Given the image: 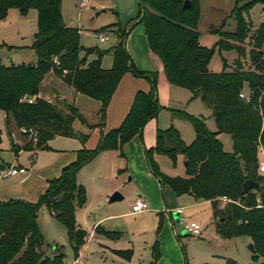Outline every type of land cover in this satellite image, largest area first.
Wrapping results in <instances>:
<instances>
[{
  "label": "trees",
  "instance_id": "trees-1",
  "mask_svg": "<svg viewBox=\"0 0 264 264\" xmlns=\"http://www.w3.org/2000/svg\"><path fill=\"white\" fill-rule=\"evenodd\" d=\"M139 0L136 22L145 28L149 48L161 60L167 81L188 89L192 98L198 97L212 111L215 130H210L202 116L175 111L191 124L195 136L185 143L179 131L172 125L158 128L155 144L144 148V156L150 172L162 186L169 185L176 195L190 194L196 199L211 203L214 230L224 239L247 237L253 246L254 263L264 258V212L256 207L259 195L264 203V175L258 171L261 151L264 152V59L261 49L264 39V24L255 33L256 45L250 49L252 68L245 69L239 59L233 67L212 73L208 63L215 46L220 49H235L239 56L244 53L235 43L248 37L249 24L244 14L262 0H234L231 15L235 20L234 30L220 32L219 40L212 46L199 41V0ZM10 8L22 15L29 9L37 11V30L32 48L37 55L35 64H4L0 57V110L5 113L7 131L10 127L25 126L37 131L36 140L21 147L11 142L15 153L18 150H46L48 141L55 136L77 138L84 142L86 135L73 128L75 119L85 123L78 110L67 102L64 106L53 104L37 96L39 85L48 72L62 79L76 92L100 101L99 115L105 117L106 107L121 77L126 72L144 78L149 83L148 91H137L130 108L121 123L103 134L93 149L81 148L76 159L66 165L59 177L48 182L47 189L35 202L21 199L0 201V264H66L63 246L55 245L50 257L41 251L44 238L37 223V212L45 206L52 217L62 224L67 233L73 257L77 258L85 243L87 231L76 224V206L84 205L86 191L77 183L78 170L96 155L105 150H118L134 135L141 139L146 122L155 118L161 109L157 96V74L136 68L125 46L128 31L119 32V41L105 50L93 48L96 57L86 61L88 52L81 56L84 47L80 44L79 28L65 25L61 12V0H0V19ZM112 24L102 27L104 30ZM223 36V38H222ZM227 41L235 42L230 45ZM111 53L109 68L101 66L104 54ZM247 88V90H245ZM245 92L248 99L239 96ZM23 95L34 96L32 103L22 101ZM226 133L231 139V150L225 151L218 138ZM1 140V138H0ZM167 156L173 165L178 155L184 158V174L169 176L161 171L154 154ZM0 156V170L8 168ZM247 179L258 183L257 188L243 192L242 184ZM223 201V202H222ZM159 221L157 229L160 227ZM95 231L109 238L118 237L117 231H105L96 226ZM125 258L132 251L119 250ZM152 259L156 264L160 257L159 242L151 246ZM226 264H237L226 259ZM184 264L187 263L184 257Z\"/></svg>",
  "mask_w": 264,
  "mask_h": 264
},
{
  "label": "rangeland",
  "instance_id": "rangeland-1",
  "mask_svg": "<svg viewBox=\"0 0 264 264\" xmlns=\"http://www.w3.org/2000/svg\"><path fill=\"white\" fill-rule=\"evenodd\" d=\"M77 1H75L76 6L73 0H69V2L66 1L64 13L66 14L65 19H67V21H69L71 17H74L76 21H78L77 16L80 14V42L84 47L82 50L83 54L86 53L87 48L92 47L105 50L118 42L119 32L124 31L122 29L119 32L110 33L109 40L105 42H101L96 36L97 30H100L110 23L117 22L118 18L113 7L114 3L124 10L127 5L133 2L134 15L137 14V0H89V3L91 1L92 5L91 10L77 8ZM246 1L248 0L241 1L238 3V6ZM211 2L214 6H217L219 10H212ZM101 5H105L107 8L103 11ZM232 6L233 0H202V8L198 23V32L200 34L199 41L202 45L212 47L220 38L219 34L209 31L210 26L211 28L220 30V32L234 30L235 20L230 11ZM244 16L249 24L248 37L239 44L227 41L230 45L235 43L240 49H244V53L239 56L235 49L219 50V48L215 46L214 52L208 63V70L210 72H220L223 69V62L226 63V70H229L233 67L237 59L241 61L245 69L252 68L250 49L256 45L254 35L259 29L258 27L264 24V0L254 4ZM121 25L127 28H144L142 22H136L134 19L123 20ZM36 30V9H29L25 15H22L16 8L9 9L5 19H0V57L2 61L4 63H10L11 60L13 64L35 63L37 55L32 48V43L35 38ZM104 30H108V28ZM261 49L264 54V39ZM105 58H107L109 62L111 61V56ZM106 62L104 61L105 65H107ZM153 71L155 72L156 70ZM46 82L47 78H45L42 84L40 82L39 87L45 86ZM245 90H247V88H245ZM158 95V103L162 109L158 112L161 125L165 123L168 125L171 124L180 132L183 141L190 142L194 137V130L189 121L180 114H175V111H183L193 116H202L205 119L207 127L212 131L215 130L212 111L198 97L192 98V94L188 89L171 85L170 91L163 88L158 90L157 85V96ZM63 103V101L58 100L57 105L62 107L65 105ZM163 106L168 107V109ZM0 130V155L5 161H13L15 159V152L11 146L5 124V113L2 110H0ZM17 130V128H13V132H16L15 139L22 146L28 142L29 138L25 135L19 136ZM218 138L223 145V149L225 151H230L231 139L229 135L226 133H219ZM261 152L264 154L263 151ZM29 156L30 153L28 150H25L20 154L18 161L25 164L29 161ZM160 163H162L161 165L164 167H167L170 165V160L168 157L163 156L160 157ZM121 175L122 177L118 180L112 177V179L106 180L104 183L105 185L103 188H107L106 186L115 183L118 185L108 196L105 197L103 189L100 188L102 191L100 192L98 187H91L87 208L81 210L78 208L76 224L81 228L89 232L96 224L100 225V227L105 230L117 231L119 233L116 238L105 237L103 234L98 235L97 238L94 239L89 238L87 247L83 251L86 264H147L151 260V246L155 239H158L161 248V245H163L165 252L163 264H175L179 259L183 262L184 257H186L188 264H224V260L226 259H234L239 264L254 263L251 259V252L248 249V245L250 244L249 239L247 237H234L229 240L221 241V239H219L220 237L215 234L213 226L210 223L209 208L205 205H200L199 208L192 209V213V210H190V215L187 214L188 219H196V221L202 225L203 230L199 236L186 234L178 221L174 223L175 235L173 236L169 229L167 230L163 227V224L157 229L158 220L155 216L156 214L150 211L138 214L131 213L130 208L133 201V195H131V193L135 192L133 188L134 182L128 179L131 177L129 173L124 175L122 170ZM122 181L123 183L120 185ZM164 186L166 189L170 190L169 185ZM115 191H119L124 198L118 201L108 202L109 196ZM77 207L80 206H76V208ZM45 212L46 213L41 212L39 214L40 223L44 231V242L41 251H43L46 256L51 257L55 253L54 246L60 245L63 246L66 261H72L73 252L69 245L65 227L56 220L50 218L47 215V210ZM50 224H53L54 227L50 226ZM176 235H178V239L175 237ZM126 249L132 250L129 260L124 259L117 253L119 250ZM263 260L264 258H259L255 263L262 262Z\"/></svg>",
  "mask_w": 264,
  "mask_h": 264
},
{
  "label": "crops",
  "instance_id": "crops-1",
  "mask_svg": "<svg viewBox=\"0 0 264 264\" xmlns=\"http://www.w3.org/2000/svg\"><path fill=\"white\" fill-rule=\"evenodd\" d=\"M66 1L69 2V0H61V12H62L63 21L67 26L79 28V32L81 34V29L79 27L80 14H78L77 16L78 21H76L74 17H71L69 21L65 19L66 14L64 13V5ZM75 1L77 0H73L74 5L76 3ZM137 1L139 2V0ZM138 2H137V13H138ZM199 4H200V13H201L202 0H199ZM233 6H234V0H233ZM101 7L103 8V11L107 8L105 5H101ZM113 7L115 9V13L118 18L117 22L110 23L112 25L111 27H108V30H97L96 33L102 31L108 34L109 36L110 33H116L117 28L127 30L128 34L125 39V46L136 68L142 71L156 70L155 72H157L158 90H161L163 88L166 89L167 91H170V87L173 84L167 81L160 58L149 48L147 40L145 38L146 36L145 28H127L126 26L121 25L123 20H127V19L132 20L135 19V17L137 16V14L134 15L135 11H134L133 2L127 5L124 10L119 8L115 3ZM83 8L87 10H91L92 8L91 1L90 3H88L86 7ZM232 8H230V11ZM211 9L219 10V8L217 6H214L212 2H211ZM87 52L88 54L86 56V61H90L96 57V53L93 50L92 51L87 50ZM80 55L81 56L84 55L83 51H81ZM109 56H111L110 62L109 60H107V58H105ZM104 61L105 62L107 61L106 62L107 65H105ZM10 63L8 62L4 64L7 65ZM111 64H112L111 53L109 52L104 54L101 59V66L103 68H109ZM45 78H47L46 85L39 87V92L37 96L56 105L58 100L72 104L78 110V112L83 116L85 120V123H82L80 120L75 119L72 124L73 128L75 131L80 132L86 135L87 137L85 141L82 142L77 138L55 136L48 141V145L50 147L49 149L28 150V152L30 153L29 156L30 158L29 161L26 162L25 164L18 161L20 154L23 151H25L21 148L18 150L17 153L14 154L15 159L13 161L10 162L5 161L1 157L3 162L9 164L8 168L20 167V168H24V171L17 172L15 174L0 173V201H7L10 199H21L27 202H35L39 198V196L47 189L48 182L52 179L59 177L62 169L76 159V152L79 149L95 148L98 141L100 140V137L103 134L117 127L121 123V121L127 114L130 105L133 101L134 95L137 91L141 90L146 92L149 90V83L146 79L134 76L131 72L124 73V75L121 77L116 89L114 90L109 100V103L105 111V117L102 120L101 116L98 113L101 104L99 100L88 97L82 93L76 92L73 89V87L65 84L61 78L55 76L51 72H48L43 77V79L41 80V84L45 80ZM158 101H159V95H158ZM164 108L168 109V107H164ZM169 125L166 123L161 125V121L158 114L155 118H152L146 122V124L142 128L141 139L139 138L138 135H134L128 142L124 144L122 148L124 153L123 156L119 154L118 150H105L100 152L98 155H96V157H94L91 161L84 164L76 174V181L77 183L82 184L84 186L86 191V201L84 205L77 207L75 209V219L77 218L76 214L78 213V208L80 210L87 208V202H88L89 192L91 191V187H95V188L98 187L100 192H102L101 189H103L104 191L103 194H105V197L108 196V194L112 192L115 188H117L118 185L117 183H115L113 185L106 186L107 188H103L105 185L104 183L106 182V180L112 179V177L113 179L114 178L117 180L120 179L122 177L121 172L123 170L124 175L129 173L131 177H129L128 179L134 182L133 188L135 192L131 193V195H133L132 196L133 201L131 204L139 201L140 198H144L149 206V208L146 211H150L151 213L156 214L155 216L157 217L158 223L159 221H161L163 227L171 231V235L173 236L175 235L174 223L175 221H178V218L174 210L178 207H181L183 209V216L187 220H192L197 222L196 219L195 220L188 219L187 217L193 212L192 209L199 208L200 205H205L206 207L209 208V219L214 229V223L212 219V208L210 201L196 199L192 195L187 193L176 195L171 188L170 190H168L165 188V186H162L159 180L156 177H154L150 172V169L147 165L144 156V148H149L154 146L156 130L158 128L165 129ZM13 128L14 126L12 125L10 128V132L7 131V133L10 141L15 143L16 146L19 148L21 147L19 142L15 138H12L10 135V133L13 131ZM19 136L22 135L19 134ZM190 142H185V143H190ZM163 156L165 155L157 154V153L154 154V159L158 163L162 172H164L169 176L184 174V164H183L184 158L182 155L177 156L175 165H173L171 160L169 159L170 165H168L167 167H164L163 165H161L162 163H160V157ZM122 183L123 181L120 183V185ZM123 198L124 197H122V199ZM44 209L47 210V215L53 220H55L45 206H42L38 210L37 223L43 238H44V233H43L44 231L42 229V224L40 223L39 214L41 212L46 213L45 212L46 210ZM167 210H169V212ZM190 210H192L191 213L189 212ZM130 212H131V208H130ZM109 216H116V215H109ZM95 225L91 228L89 232L87 231L85 243L81 246L78 257L77 258L73 257L72 261H66L65 258L67 264H86L84 261L83 251L87 247V242L89 238L94 239L97 238L98 235L102 234L95 231V227L96 226L100 227V225H96V226ZM50 226H53V224H50ZM105 231H110V230H105ZM215 234H217L216 231ZM104 236L107 237L106 235ZM217 236L219 235L217 234ZM175 237L178 239V235H176ZM219 239H221V241L229 240L221 237ZM161 246L162 248L160 247L159 244L160 257L156 264H163V261L165 260V252L163 249V245ZM151 259H152V255H151ZM234 261L237 264H239L236 260ZM252 263L250 262L248 264H252ZM175 264H184V258H183V262L181 261V259H179L175 262ZM224 264H226L225 260H224Z\"/></svg>",
  "mask_w": 264,
  "mask_h": 264
},
{
  "label": "built area",
  "instance_id": "built-area-1",
  "mask_svg": "<svg viewBox=\"0 0 264 264\" xmlns=\"http://www.w3.org/2000/svg\"><path fill=\"white\" fill-rule=\"evenodd\" d=\"M77 7L79 9L86 7L89 3V0H78L77 1ZM97 38L101 42H105L109 39L108 34L105 32L99 31L96 33ZM240 97L248 99L247 95L245 92H241L239 94ZM35 97L31 95H23L21 98L22 101L32 103L34 101ZM17 132L21 135L27 136L29 139L28 141L36 140L37 138V131L33 130L32 128H28L25 126H21L17 128ZM12 138H15L16 132H11L10 133ZM24 168H15V167H9L7 169L0 170V173L3 174H15L17 172H23ZM258 171L260 174L264 175V154L262 153V156L260 157L258 161ZM256 207L261 208L264 212V203L261 200V197L258 195L256 198ZM149 208L147 201L144 198H140L139 201L133 203L131 205V212L138 214L142 213L143 211H146ZM169 212V210H167ZM174 212L177 214L178 222L182 225L183 231L186 234L192 235V236H199L202 232V226L195 221H188L184 216H183V209L181 207H178L174 210Z\"/></svg>",
  "mask_w": 264,
  "mask_h": 264
},
{
  "label": "water",
  "instance_id": "water-1",
  "mask_svg": "<svg viewBox=\"0 0 264 264\" xmlns=\"http://www.w3.org/2000/svg\"><path fill=\"white\" fill-rule=\"evenodd\" d=\"M190 6V1L189 0H185L184 3L182 4V7L183 8H187ZM88 51H92L93 48L90 47V48H87ZM185 165V162L183 163ZM258 186V183L256 181H254L253 179H247L243 182L242 184V189H243V192H248L249 190L251 189H255L257 188ZM122 194L118 191H115L113 192L109 198H108V202H114V201H118V200H121L122 199ZM248 249L250 250V252H254V249H253V246L252 244L250 243L248 245Z\"/></svg>",
  "mask_w": 264,
  "mask_h": 264
}]
</instances>
